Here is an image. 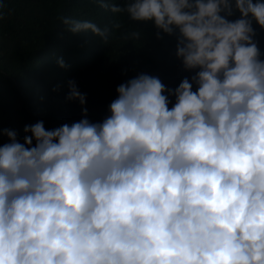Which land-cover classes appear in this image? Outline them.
Here are the masks:
<instances>
[{"label":"clouds","instance_id":"1","mask_svg":"<svg viewBox=\"0 0 264 264\" xmlns=\"http://www.w3.org/2000/svg\"><path fill=\"white\" fill-rule=\"evenodd\" d=\"M101 6L175 35L195 74L174 89L139 74L98 123L37 121L23 143L4 129L0 264H264V58L253 40L264 2ZM61 23L107 38L91 22Z\"/></svg>","mask_w":264,"mask_h":264},{"label":"trees","instance_id":"2","mask_svg":"<svg viewBox=\"0 0 264 264\" xmlns=\"http://www.w3.org/2000/svg\"><path fill=\"white\" fill-rule=\"evenodd\" d=\"M125 2L0 0V146L9 142L4 129L15 131L23 143L24 127L37 121L46 130L82 118L101 122L118 95L116 88L139 74L157 77L170 89L183 78L191 79L194 71L186 70L176 57L175 35L101 6L122 7ZM65 17L106 28L107 38L69 31L61 23ZM237 18L238 13L229 17ZM253 28V40L264 58V29L255 23ZM61 60L64 67L58 63ZM69 81L85 96L83 105L67 99ZM169 99L171 107L174 97Z\"/></svg>","mask_w":264,"mask_h":264}]
</instances>
